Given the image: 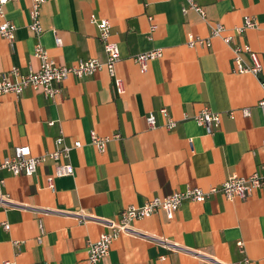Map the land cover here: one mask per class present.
<instances>
[{
    "label": "crops",
    "instance_id": "0c3cea01",
    "mask_svg": "<svg viewBox=\"0 0 264 264\" xmlns=\"http://www.w3.org/2000/svg\"><path fill=\"white\" fill-rule=\"evenodd\" d=\"M33 1L4 5L0 23L8 19L17 28L14 41L0 35V75L14 66L24 72L38 69V42L59 64L105 61L99 27L91 21L95 14L111 22V39L122 54L116 75L125 92L118 91L115 76L104 69L70 76L53 99L32 87L0 98L4 155L19 144L44 155L57 148L61 135L67 145L82 142L67 159L74 174L56 177L54 189L47 177L66 159H48L30 176L1 171L5 183L0 194L9 203L0 200V264H91L87 244L107 228L98 221L80 222L79 212L116 220L129 205L141 206L188 185L208 188L234 174L264 171V115L258 105L264 97V0H196L206 10L205 18L195 10L184 13L185 0H45L40 35L29 28ZM247 15L259 26L235 34L231 43L212 37L210 45L187 44L190 34L210 37L217 22L234 33ZM237 46L257 52L263 69L238 72ZM155 48H162L163 56L142 72L134 56ZM241 57L245 65L252 64L249 52ZM205 106L222 118L211 132L194 118ZM163 107L177 121L172 129L159 112ZM151 112L157 116L155 128L146 121ZM92 131L121 137L100 152L91 142ZM133 227L136 233L120 235L99 264L235 263L245 256L249 262L242 264H264V187L245 198L217 194L204 202L185 200L174 219L160 210L135 220Z\"/></svg>",
    "mask_w": 264,
    "mask_h": 264
},
{
    "label": "built area",
    "instance_id": "2783aa9c",
    "mask_svg": "<svg viewBox=\"0 0 264 264\" xmlns=\"http://www.w3.org/2000/svg\"><path fill=\"white\" fill-rule=\"evenodd\" d=\"M9 1L19 0H0V15L5 16L4 5ZM186 5L183 7V12L186 13L189 10H195L202 17H206V10L196 0H185ZM45 0H34L30 10L31 22L29 23L30 30L35 35H40L43 31L41 24V9ZM91 21L96 23L99 27V38L103 43L106 53V60L101 61L97 58L79 59L76 63L71 65H63L57 63L48 53L46 48L41 42L35 45L34 55L39 58L41 63L38 69H31L27 72L22 71L19 67H12L11 69L4 71L0 75V98L6 94L21 95L28 87H32L35 90H42L46 97L55 98L61 90V85L70 77H86L97 73L98 71L106 69L110 75L115 76V82L120 93L125 92V84L121 77L116 75V64L121 60L122 54L118 42L111 39L112 25L107 18H98L95 14L91 15ZM259 26V22L255 17L247 15L244 17L242 25L235 27L234 33H226L227 27L217 22L212 25L211 36L202 37L199 35L190 34L188 39V45L195 47L198 45H210L212 37H220L226 43H231L235 34H242L248 28H256ZM16 24L8 19H4L0 23V35L10 41L15 39ZM155 28L153 25L152 29ZM56 42L58 45H62V39L56 36ZM244 51L249 52L252 59V64L245 65L242 61V53ZM236 70L238 72H253L257 74L263 69V64L259 58L257 52L253 51L249 47L237 46L234 48ZM163 56L162 48H155L149 51L140 52L134 56V60L139 64L142 72H146L149 68V63L152 60L158 59ZM264 115V97L259 102ZM160 114L165 119V126L169 129L174 128L177 125V121L170 114L167 107L160 109ZM243 113L245 115L250 114L249 108H244ZM231 116H234V112H230ZM197 123L205 127L209 132L213 130V127L219 126L222 121L221 114L213 111L208 106H205L201 111L194 115ZM147 124L150 128L158 126V120L155 113L151 112L146 116ZM121 135L116 133L112 136L99 135L96 131L91 132V142L100 152H105L108 143L112 138H120ZM189 143L193 144V139H189ZM57 148L45 153L44 155H34L32 149L27 144L16 145L12 154L4 155L0 148V173L2 170H8L14 175H33L36 173L38 167L46 162L48 159L58 161L60 159H66L65 162H59L55 165V171L52 175L47 177L48 186L52 189L55 188V178L65 175H73L75 167L72 163L67 161L70 156V152L73 148L82 146L80 140L74 141L72 146L65 143L63 135L56 139ZM264 146V140H263ZM264 170V163H263ZM5 179L0 174V186L4 185ZM264 187V171L254 172L249 176H241L238 174L231 175L220 185H212L208 188L188 185L184 189L174 191L164 196H155L147 200L143 205H129L125 207L119 218L116 220L109 218H100L95 215H91L84 211L78 213V220L82 223L88 221H98L102 223L107 230L102 232L101 236L96 241H89L87 244L88 259L91 264H99V262L108 255L112 243L122 234H134L136 230L133 227V222L137 219H143L151 217L157 211L163 210L166 213L168 219H174L176 213L185 200L204 202L217 194H223L227 199H234L236 197L245 198L253 190ZM0 200L4 203L8 202L5 195L0 194ZM9 203V202H8ZM10 224L5 223V228L10 229ZM41 237L39 241L41 242ZM18 241H16L17 243ZM18 244V243H17ZM240 252L245 254L246 248L244 241L238 242ZM249 258L245 256L244 260L235 263H222L218 260H211L212 264H242L248 263ZM3 264H18L12 261H4Z\"/></svg>",
    "mask_w": 264,
    "mask_h": 264
}]
</instances>
